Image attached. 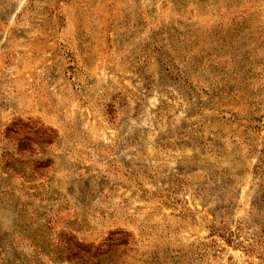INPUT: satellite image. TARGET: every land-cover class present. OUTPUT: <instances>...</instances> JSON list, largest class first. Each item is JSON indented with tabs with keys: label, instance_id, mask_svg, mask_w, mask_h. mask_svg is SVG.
<instances>
[{
	"label": "rangeland",
	"instance_id": "obj_1",
	"mask_svg": "<svg viewBox=\"0 0 264 264\" xmlns=\"http://www.w3.org/2000/svg\"><path fill=\"white\" fill-rule=\"evenodd\" d=\"M0 264H264V0H0Z\"/></svg>",
	"mask_w": 264,
	"mask_h": 264
}]
</instances>
